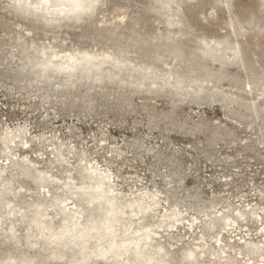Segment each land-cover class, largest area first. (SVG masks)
I'll use <instances>...</instances> for the list:
<instances>
[{
	"label": "rangeland",
	"instance_id": "1",
	"mask_svg": "<svg viewBox=\"0 0 264 264\" xmlns=\"http://www.w3.org/2000/svg\"><path fill=\"white\" fill-rule=\"evenodd\" d=\"M182 1H185V6ZM219 3L223 2L174 0L175 6L171 11L184 7L183 29L186 26L192 29L165 41L162 37L167 32L162 21L164 14L149 10V0H106L87 21V26L86 22L82 24L83 28L72 31L67 30L68 27L57 31L36 28L32 32L28 31L31 27L29 20L13 18L10 12L2 9L5 0H0V133L18 126L26 128L23 139L26 143H18L19 138H16L9 157H5V151L0 147V171L8 167L9 161L25 158L37 170L55 175L59 180L51 190L61 194L62 183L67 176H73L75 184L85 179L78 162L84 166L94 165L98 172L109 174L110 180L104 187L107 189L108 186L110 194L121 205L129 203V200L136 204L135 199L142 196L141 202L148 206L158 202L151 206L150 213L147 211L145 221L149 223L148 232L169 253L172 263L188 264L180 261L184 249L195 250L198 254L207 244L215 255H203L195 264H214L215 260L225 258L235 259L239 264L250 259L252 264H258L260 259H264L261 256L264 254V241L260 242L264 234V97L261 94L264 87V0H230L232 13L238 15L237 20L241 24H248V20L253 18L262 21L253 20L243 35H238V31L244 27L232 35L228 32L227 14ZM117 5L121 9L117 8L116 12ZM103 18L112 20L111 27L102 22ZM137 22L141 23L138 28ZM116 23L120 27L114 30ZM256 23L259 27L255 26ZM256 30L260 31L257 33ZM22 33L46 45L55 43L54 53L79 47L112 50L125 45L124 53L136 56L138 61H156L160 78L155 80V84L165 82L160 74L164 68L174 64L169 49L175 46L193 55V77L204 81L211 76L217 80L218 87L228 89L233 95H239L246 82L257 79L258 84L245 101L240 100L243 104L236 102L225 108L224 103L215 99L209 101L206 98L204 101L200 97L194 102L176 104L172 102L174 97L190 96L173 95L172 91L162 90L152 91L148 96L140 93L141 90L116 87L111 81L109 88L96 85L98 90L95 85L76 89L70 86L76 78L63 75H56L57 78L51 82L41 83L40 80L39 83L40 76L35 69L18 70L21 59L16 41ZM157 33L163 35L158 36ZM135 35L141 39L132 42ZM223 35L236 42L241 40L239 51L245 54L241 67L228 54L227 62L230 63L223 68L211 59L212 55L201 57L199 38L217 40ZM30 54L35 63L38 58ZM204 67L208 69L206 73H202ZM219 68L223 74L218 79ZM105 69L112 72L108 67ZM52 74L49 73L48 77ZM128 74L126 70L118 78L125 79ZM102 76L106 77V72ZM55 83L63 85V88L54 89ZM236 90L239 91L234 92ZM217 99H220L219 95ZM250 103H255L257 113H252ZM39 135L45 140L40 142ZM55 143L63 145L59 161H51L50 151H53ZM79 154L85 156L81 161L78 160ZM7 174L8 170L2 173V178ZM14 187L20 188V185ZM193 188L199 192L198 199L208 206L203 214H196L189 208L193 204L189 197ZM29 194L36 195L37 201L45 202L47 192L39 186L26 192V199L31 198ZM68 195L71 198L74 193ZM172 201L179 204L174 206L176 215L169 214L173 210V205L170 206ZM66 203L72 207L70 200ZM75 209L79 210L77 216H80L82 210ZM253 211L256 213H251ZM239 212H243L240 219ZM133 214L130 212L128 215ZM225 215L229 216L226 221L229 220L232 227L224 226ZM216 216L220 221L207 232L204 229L206 220ZM175 218L179 220L174 228L166 226ZM160 223L164 225L159 226ZM242 241L251 246H261V252L241 247ZM41 247L38 246L37 251H43Z\"/></svg>",
	"mask_w": 264,
	"mask_h": 264
},
{
	"label": "bare ground",
	"instance_id": "2",
	"mask_svg": "<svg viewBox=\"0 0 264 264\" xmlns=\"http://www.w3.org/2000/svg\"><path fill=\"white\" fill-rule=\"evenodd\" d=\"M219 1L226 4L219 3L220 7H223L227 14L226 24L229 25L230 28H227L232 35V33L238 31L239 28L242 29L246 23H242V25L237 20L238 15L232 13L233 8L229 3L230 1ZM97 2H99V5L92 15H83V12L96 6ZM104 2H106V0H5L6 4L2 9L10 12L13 15V18L16 16L18 18L29 20L28 22L31 23V27L28 29L29 32H32V30L36 28L55 31L56 29H66L67 27V30L72 31L76 28H83L82 24L85 22V25L87 26L89 22L88 20L97 13ZM173 2L174 0H149V4L147 5L149 6V10L153 12H163L164 15L162 21L164 25H171L174 22L179 21L182 22V26L179 28L172 29L167 27V32L164 33V35L157 33L158 36L163 35V40H165V37L170 33H174L175 30L178 32L177 35H183L192 29L191 27L187 28V26L183 29L185 24L183 20V17L185 18V9L184 7L181 9L176 7L175 12H172L171 7L173 9V6H175ZM142 3L145 4L146 2L143 1ZM181 3L185 6V1H182ZM117 8L120 7L118 5L116 6V12ZM210 15L213 17V12H211ZM81 17L84 21L78 23V19ZM253 20L255 22H262L255 18H253ZM123 21L124 20L119 24L122 25ZM252 21L248 20V24H253ZM102 22L105 23L107 27H111V19L106 20L103 18ZM137 25L138 28L141 23L137 22ZM255 26L259 27V24L256 23ZM116 27L118 28L120 26L116 23L114 25V30H116ZM111 31L113 30L111 29ZM256 31L258 33L260 30ZM108 32L110 33V31ZM243 34V29L238 31V35ZM91 37L93 36L91 35ZM17 39L18 41L16 42L19 44V57L21 59V66L18 70L23 72L25 70L35 69L40 76L39 82L40 80L41 82H51L57 78L56 75L71 76V79H74L73 77H75V80H77L87 76L88 71L91 68L98 67L104 62L106 63L99 70L94 72L92 78H113L111 82H113V85L116 87H126L117 85L122 81H127L136 85L139 83L150 84L151 82L155 83V80L160 78L158 73L159 69H156L155 66V60L148 63L138 61L136 56H129L124 53L125 45H118L112 50L107 48L101 50H87L79 47L62 53H54L52 49L55 47V43L50 42L51 45H46L35 41L33 36L30 37V35L24 33H22ZM139 39H141V37L135 35V37L132 38V42H137ZM193 40L194 39H192V41ZM199 41V48L202 51L201 57H211L212 55L213 57H211V59L218 62V65L221 67L223 62L228 61L226 57L228 54L232 57V61L241 67V63L245 58V54L242 53V51H239L242 46L241 40L239 48L236 47L239 40H237V42L234 39L230 40L227 35H223L221 39L217 40L215 38H205L201 36ZM255 46L256 44L254 47ZM169 50L172 51L174 64L169 67L167 66V68H164V71L161 72L160 76H163V79L165 80L163 84L156 82V86L159 87L151 90L147 88H127L132 89V91L141 90V92L139 91L140 93L148 96L151 95L152 91L159 92L161 90L164 92L169 91V93L172 91L173 95H177L178 93L184 97L190 96L188 98H183L181 96L174 97V100L176 101L173 100L172 102L176 104H182L181 101L194 102L200 97L199 99L204 101L206 98L209 101L215 99L218 103H224L223 106L225 108H229L231 104L236 102L243 104L240 100L245 101V99H247L248 95H246L244 91L249 88V83L253 84V88L258 84L257 79H254L251 82H246L245 88L243 87L244 90H241L239 95H233L228 89L220 88L217 85H215L214 89L208 87L199 94L193 95L192 92L195 89L197 90L201 85H205L206 83L211 85L212 81L217 80L212 79L211 76H208L204 81L199 77H193L191 74V70L194 68L192 66L193 55L190 52L184 53L180 46H175V48H170ZM14 51H16V49ZM30 53L35 54L38 58L35 63L33 62ZM124 61L128 64L124 67L120 66ZM105 67H108L112 72L108 73ZM126 70L129 71L126 78H118ZM207 70V67H204L202 73H206ZM104 72H106V77L102 76ZM49 73L55 75L52 74V76L48 77ZM222 74L223 70L221 68L217 69L218 79L222 77ZM262 74L264 73L262 72ZM48 78H50V81H47ZM109 81L110 80H107V83L98 84L91 82L90 80L87 84L83 85H87L90 88L93 85H95V88H97L96 85H102L109 88L111 87ZM73 83L74 82L70 83V86L76 89H78V86L79 88L84 87L79 84L74 86L72 85ZM174 86L178 87L175 91L172 90V87ZM61 88H63V85ZM98 89L99 88H97V90ZM238 91L239 90H236L234 92ZM261 94L264 97V87L261 89ZM218 95L220 99H217ZM250 109L253 114L258 111L255 103H250ZM25 134L26 128L23 126L8 128L0 133V147L5 151V157H9L8 154H12L11 147L12 144L15 143L16 138H19L18 143H26V141L23 140ZM38 140L42 142L45 140V137L39 135ZM25 146L26 145H24V147ZM52 147L53 151H50L52 153L51 161L61 160L60 149L62 150V143H55ZM78 156L79 161L83 160L85 157H83L82 154H79ZM7 165V168H3L0 171V264H124L126 262H128V264H175L172 263L173 259L165 248L162 245L157 244L154 240L155 238L148 232L149 223H146L145 215L147 214V211L150 213L149 209L151 206H155L158 202L149 204V207L141 202L142 197H144L142 196L135 199V203L137 202L136 204L129 200V203L123 202L121 205L117 198L110 194L108 186L107 189L104 187L107 181L109 182L110 180L109 174L107 172H98L94 165L84 166L81 162H78L77 166L81 171H84L85 179L82 182L75 184V178L71 175L67 176V180L65 179L62 183L61 194L56 193L55 191L52 192L51 190L52 186L57 185L56 183L59 179L53 174L37 170L34 165L29 164L27 159L21 158L18 160H12L9 161ZM6 170H8V174L2 178V173ZM16 184H19L20 188L24 191L20 188H15L14 186ZM39 186L42 187L44 192H47V194H45V202L37 201L38 197L32 194H29L31 197L30 199H26L25 193L32 191ZM197 192L196 188L191 189L189 197L192 199L193 204H191L189 208L194 210L196 214H203L208 206L205 202L198 199ZM71 193H74L73 197H67V195ZM145 194L150 197L152 196L148 192ZM134 198H136V196ZM66 200L72 202V207H68ZM177 205H179L177 201H172L170 206H172L173 210L169 214L176 215V207L174 206ZM75 207L82 210L80 216H77L79 210L75 209ZM129 207L131 208L128 209ZM130 212H133L134 214L128 215ZM242 213L239 212V219L241 218L240 216ZM251 213L256 212L253 211ZM228 217V215H225V220L223 222L224 226L227 227L229 225L231 226L228 222L229 220L226 221ZM219 219L220 218L216 216L210 221L206 220L204 229L207 230V232L212 231L216 223L220 221ZM178 220V218H175L172 221H169L166 226L170 225L174 228ZM163 225V223L159 224V226ZM200 227L203 228L202 225ZM19 228H22L21 232L19 231ZM187 232H189V230H187ZM261 237L262 239L260 242L262 243L264 241V234H262ZM218 240L219 238L217 236L216 241ZM130 244L133 245L130 246ZM206 245L203 246L202 249L199 247L201 250L198 254L195 250L184 249L185 251L182 257L180 256V261L183 263L195 264V262L203 255H215V253L210 251ZM240 245L243 248L251 249L255 253L259 252L261 249V246H251L250 243L248 245L245 241H242ZM38 246H42L43 251H37ZM129 246L130 249L128 250ZM99 255H102V260L95 259L98 258L97 256ZM261 256L264 258V254H261ZM214 264L239 263L235 259L225 258L221 261L215 260ZM244 264L252 263L250 262V259H248ZM258 264H264V259H260Z\"/></svg>",
	"mask_w": 264,
	"mask_h": 264
},
{
	"label": "water",
	"instance_id": "3",
	"mask_svg": "<svg viewBox=\"0 0 264 264\" xmlns=\"http://www.w3.org/2000/svg\"><path fill=\"white\" fill-rule=\"evenodd\" d=\"M230 0H228V2H229ZM98 5H99V2H97V5L96 6H93V7H91V9L90 10H86L85 12H83V15H85V14H89V15H92L93 13H94V11L96 10V8L98 7ZM82 21H84V19L81 17L80 19H78V23L79 22H82ZM165 26V25H164ZM180 26H182V22L181 21H179V22H174L173 24H171V25H166L165 27H168V28H172V29H174V28H179ZM248 27H249V24H245L244 25V32L245 31H247V29H248ZM230 30H228V32H229ZM178 34V32L175 30V32L174 33H170L168 36H166L165 37V40H169V39H171L172 37H175L176 35ZM223 42V41H222ZM240 45H241V42H240V40L238 41V43H237V45H236V47L237 48H239L240 47ZM217 53H218V50H217ZM203 55H205V54H203ZM242 56H244V55H242ZM106 62H104V63H102L100 66H98V67H95V68H91L89 71H88V75L87 76H85V77H82V78H79V79H77V80H75L74 81V83L72 84V85H76V84H79V85H83V84H87L90 80H91V82H94V83H98V84H103V83H107V80H112L113 78H97V79H94V78H92V75H94V72L95 71H97V70H99L104 64H105ZM228 63H230V62H223L222 64H221V67H225V66H227L228 65ZM126 64H128L127 62H123V63H121V65L120 66H125ZM47 81H50V78H48L47 79ZM39 82V81H38ZM40 83V82H39ZM42 83V82H41ZM217 84V81H212L211 82V85L210 84H205V85H201L200 87H198L197 88V90L195 89L193 92H192V94L193 95H196V94H199L201 91H203L205 88H208V87H210L211 89H214L215 88V85ZM117 85H121V86H126V87H128V88H135V89H145V88H147V89H149V90H151V89H154V88H157V87H159V86H156V84L155 83H150V84H143V83H139V84H134V83H130V82H127V81H122V82H119ZM178 85V84H177ZM62 87V85L61 84H57V83H55L54 85H53V88L54 89H59V88H61ZM78 88H79V86H78ZM178 89V87H172V90H177ZM253 84L252 83H249V88H247V90L244 92L246 95H250L251 94V92L253 91ZM236 99H239V98H236ZM96 201H98V200H96ZM95 203V202H94ZM92 222H93V220H92ZM92 224V223H91ZM68 236V235H67ZM33 245H35V244H33ZM133 244H130V246H132ZM130 246H129V248H128V250L130 249ZM128 247V246H127ZM98 258H95V259H103L102 258V255H99V256H97ZM94 260V259H93Z\"/></svg>",
	"mask_w": 264,
	"mask_h": 264
}]
</instances>
